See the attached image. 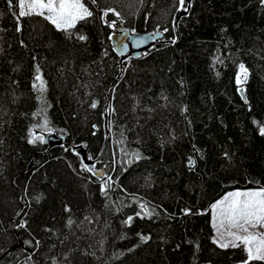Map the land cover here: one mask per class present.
<instances>
[{
  "label": "trees",
  "instance_id": "trees-1",
  "mask_svg": "<svg viewBox=\"0 0 264 264\" xmlns=\"http://www.w3.org/2000/svg\"><path fill=\"white\" fill-rule=\"evenodd\" d=\"M87 4L93 16L66 33L39 15L17 20L18 0H0V264H264L213 243L210 216L228 192L264 188V4L192 0L182 15L177 0ZM107 8L133 31H168L122 59ZM45 119L60 146L28 142L48 133ZM140 203L151 218L136 216Z\"/></svg>",
  "mask_w": 264,
  "mask_h": 264
},
{
  "label": "snow or ice",
  "instance_id": "snow-or-ice-1",
  "mask_svg": "<svg viewBox=\"0 0 264 264\" xmlns=\"http://www.w3.org/2000/svg\"><path fill=\"white\" fill-rule=\"evenodd\" d=\"M8 2L11 5L12 0H8ZM88 2L96 4L97 0H88ZM177 2L179 4L177 11L187 13L191 7L192 0H188L187 5L185 4V0H177ZM260 2L264 4V0H260ZM18 8L17 20L20 17L39 15L54 25L58 31L66 33L73 29L77 22L84 21L93 16V12L86 6L85 0H18ZM109 13L114 14L116 19H113L110 23L107 20H104V22L109 23V27L116 28L120 13L113 8H107L103 10L102 19L107 17ZM175 26L174 24L173 27L175 28ZM16 31H21V28L18 26ZM164 31H168V29L165 28ZM158 35V33L149 34L148 39L155 40ZM113 36H109V39H113ZM125 36H127V33H125ZM78 38L80 40L87 39L83 35ZM169 42L175 43L176 41L172 39ZM145 43V38L141 37L134 41V46L139 47ZM127 50L128 45L121 42L120 54L123 55ZM147 54V52L143 53V55ZM238 68L236 83L241 86L239 91L242 98H244V89L242 86L248 80L249 71L244 63H240ZM32 88L40 94L38 99H43V94L47 91V81L44 79V74L38 64L35 66ZM245 102L247 101L245 100ZM91 107L96 108L97 103L93 102ZM40 111H43V109ZM39 114L40 112L33 113V115ZM48 124L49 121L45 119L43 124L37 126L44 128L48 132L53 131V129L48 127ZM260 132L264 135V127L260 128ZM44 139L42 135L37 136L33 134L28 142L35 144L37 141L43 142ZM197 151L199 150L197 149ZM133 155L135 159H140L138 153H133ZM225 156H227V153H225ZM131 162V160L128 161L129 164ZM188 163L189 165H194L195 161L192 157H189ZM83 167L85 170L93 172L94 166L90 167L84 164ZM94 175L100 174L94 172ZM111 180L112 178L109 176L103 181L101 191L105 195H107V190L111 187ZM139 207L141 212H137L136 216H140L141 218H151L153 216L154 211L150 210L146 203H140ZM211 210L213 211V226L216 229V237L213 238V243L221 249H227L229 247L236 248L243 245L246 248L248 262L264 261V232L255 231L257 228L264 227V188L254 191H235L229 193L223 199L212 204ZM182 211L184 215L192 214L190 208H185ZM132 220L133 217L129 216L125 223L131 224ZM71 223L72 221L69 220V224ZM24 226L23 224L20 225V227ZM148 239H150L149 236H141V240L143 241H147ZM37 244H39V241H37Z\"/></svg>",
  "mask_w": 264,
  "mask_h": 264
},
{
  "label": "water",
  "instance_id": "water-1",
  "mask_svg": "<svg viewBox=\"0 0 264 264\" xmlns=\"http://www.w3.org/2000/svg\"><path fill=\"white\" fill-rule=\"evenodd\" d=\"M185 12H181L182 15ZM166 31L157 30V31H148V32H136L133 31L130 27L126 26L123 21H118L117 26L115 28V35L112 39V46L115 53L122 57V59H129V58H140L143 53L151 50L157 43L161 42L164 38ZM127 33V36H125ZM159 34L155 40L148 39L149 34ZM145 38L146 43L139 47L134 46V41L139 38ZM121 42L128 45V50L121 55ZM44 143L49 147H56L60 146L65 139L63 134H57L53 132H48L44 134ZM75 150H79L80 154L82 155L83 160L87 165L90 167L94 166V160L89 159L88 153L86 149L82 145H79L74 148ZM95 173H99L100 175H95L97 178L101 179L104 176V169H99Z\"/></svg>",
  "mask_w": 264,
  "mask_h": 264
},
{
  "label": "rangeland",
  "instance_id": "rangeland-1",
  "mask_svg": "<svg viewBox=\"0 0 264 264\" xmlns=\"http://www.w3.org/2000/svg\"><path fill=\"white\" fill-rule=\"evenodd\" d=\"M85 3H86V6H88L87 4V0H85ZM99 168H96L94 171H98ZM254 190H259V189H244V190H234V191H231V192H228L227 194H225L222 198L218 199L217 201L223 199L225 196H227L229 193H232V192H235V191H254ZM217 201H215L214 203H216ZM213 203V204H214ZM210 216H211V226H212V229H213V233H212V239L214 237H216V229L214 228L213 224H214V221H213V211L211 210L210 208ZM255 231H259V232H264V227H260V228H257L255 229ZM245 247V246H244ZM246 249V248H245ZM203 264H212V263H203Z\"/></svg>",
  "mask_w": 264,
  "mask_h": 264
},
{
  "label": "bare ground",
  "instance_id": "bare-ground-1",
  "mask_svg": "<svg viewBox=\"0 0 264 264\" xmlns=\"http://www.w3.org/2000/svg\"><path fill=\"white\" fill-rule=\"evenodd\" d=\"M48 146V145H47Z\"/></svg>",
  "mask_w": 264,
  "mask_h": 264
}]
</instances>
